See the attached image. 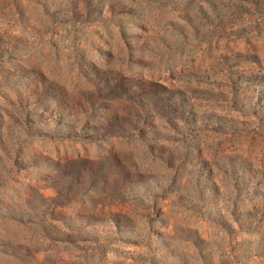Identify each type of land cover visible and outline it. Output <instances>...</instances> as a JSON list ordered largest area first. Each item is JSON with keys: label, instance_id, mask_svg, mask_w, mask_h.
Masks as SVG:
<instances>
[{"label": "rangeland", "instance_id": "rangeland-1", "mask_svg": "<svg viewBox=\"0 0 264 264\" xmlns=\"http://www.w3.org/2000/svg\"><path fill=\"white\" fill-rule=\"evenodd\" d=\"M0 264H264V0H0Z\"/></svg>", "mask_w": 264, "mask_h": 264}]
</instances>
